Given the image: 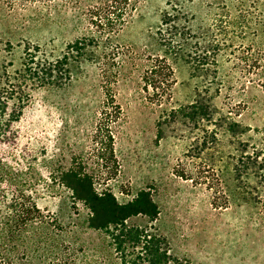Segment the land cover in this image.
<instances>
[{"label":"trees","instance_id":"16d2710c","mask_svg":"<svg viewBox=\"0 0 264 264\" xmlns=\"http://www.w3.org/2000/svg\"><path fill=\"white\" fill-rule=\"evenodd\" d=\"M34 1L7 0V4L15 8ZM55 1L37 0L48 7H55ZM61 2L81 4L80 0ZM82 2L89 33L74 38L58 53L27 44L17 69L0 68V264H32L35 254L52 258L59 249V225L44 219L35 198L26 191L16 194L10 189L11 185L17 188L13 172L20 175L37 160L22 143L19 125L37 95L66 89L87 65L99 69L103 95L92 135V159L72 155L68 165L56 163L50 168L47 181L67 190L73 203L85 209L82 226L102 237L106 251L115 253L113 264H178L167 239L155 228L159 209L152 187L142 188L120 203L105 183L118 174L113 128L121 120L122 110L116 101L117 85L130 78L139 65L141 90L146 101L157 106L166 105L171 98L173 62H183L191 78L200 80L190 103L161 112L156 138L162 139L165 127L170 126L192 142L197 155L187 152L188 158L200 159L215 150L222 153L220 165L214 159L203 162L204 170L194 182L200 180L210 192L214 208L248 206L264 222V138L246 135L250 129L237 121V114L213 106L223 88L219 76L222 56H238L245 69L261 66L264 71V45L252 53V45L244 43L252 26L250 15L230 7L196 30L192 15L177 4H168L150 32L148 46L139 53L122 48L118 41L139 0ZM257 26L264 30V23ZM224 140L233 147V154H223ZM175 174L193 181L183 169ZM101 178L103 185L98 183ZM58 262L50 259L49 264Z\"/></svg>","mask_w":264,"mask_h":264},{"label":"rangeland","instance_id":"374dc122","mask_svg":"<svg viewBox=\"0 0 264 264\" xmlns=\"http://www.w3.org/2000/svg\"><path fill=\"white\" fill-rule=\"evenodd\" d=\"M80 1L79 5L57 0L55 7H48L35 0L12 8L7 0H0V68L17 69L27 44L58 53L74 38L89 33L85 6ZM172 3L192 15L196 30L236 7L252 20L244 43L252 45V53L264 45V30L257 26L264 23V0H139L120 32L122 48L142 52L161 13ZM172 67L175 83L169 102L163 106L146 101L140 65L130 78L119 81L116 101L122 117L113 128L118 174L105 183L120 203L130 200L138 190L152 187L159 209L155 228L167 239L178 264H264V222L258 211L248 206L214 208L210 192L200 180L194 182L204 170L203 162L214 159L219 164L222 153L213 149L215 152L200 155V159L188 158L190 152L197 155L191 149L192 142L170 126L165 127L162 139L156 138L161 112L190 103L201 84L191 78L183 62L175 61ZM263 72L261 66L245 69L238 56H222L219 76L223 88L213 101L217 111L237 114V121L250 129L246 135L257 138H264ZM102 100L99 69L87 65L66 89L37 95L19 125L22 143L37 160L32 169L20 175L13 172L17 188L11 185L10 189L16 194L26 191L35 198L44 219L59 225L57 253L44 259L35 254L32 264H49L50 259H57L58 264H113L115 253L106 251L102 237L82 226L85 209L73 203L67 190L47 181L50 168L56 163L68 165L72 155L92 159V135ZM221 145L224 155L233 154L226 140ZM178 169L188 172L193 181L177 177Z\"/></svg>","mask_w":264,"mask_h":264}]
</instances>
